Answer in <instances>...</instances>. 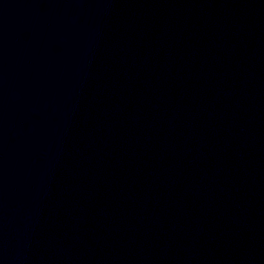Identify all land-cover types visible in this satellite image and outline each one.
<instances>
[{
  "label": "water",
  "instance_id": "water-1",
  "mask_svg": "<svg viewBox=\"0 0 264 264\" xmlns=\"http://www.w3.org/2000/svg\"><path fill=\"white\" fill-rule=\"evenodd\" d=\"M0 264H264V0H0Z\"/></svg>",
  "mask_w": 264,
  "mask_h": 264
}]
</instances>
